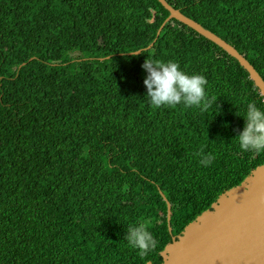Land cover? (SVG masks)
<instances>
[{
  "label": "trees",
  "instance_id": "obj_1",
  "mask_svg": "<svg viewBox=\"0 0 264 264\" xmlns=\"http://www.w3.org/2000/svg\"><path fill=\"white\" fill-rule=\"evenodd\" d=\"M164 1L264 82V0ZM167 17L157 0H0V264H160L171 238L264 164L233 139L248 101L264 109L248 74ZM145 58L203 75L218 107L150 106ZM197 151L214 156L208 167ZM138 222L157 240L144 258L123 241Z\"/></svg>",
  "mask_w": 264,
  "mask_h": 264
},
{
  "label": "water",
  "instance_id": "obj_2",
  "mask_svg": "<svg viewBox=\"0 0 264 264\" xmlns=\"http://www.w3.org/2000/svg\"><path fill=\"white\" fill-rule=\"evenodd\" d=\"M157 2L168 12L162 26L171 19L176 20L219 47L246 71L264 102V82L242 55L164 0ZM169 219L170 207L166 202L167 226ZM160 257V264H264V164L254 168L240 184L223 192L180 235L171 238Z\"/></svg>",
  "mask_w": 264,
  "mask_h": 264
},
{
  "label": "clouds",
  "instance_id": "obj_3",
  "mask_svg": "<svg viewBox=\"0 0 264 264\" xmlns=\"http://www.w3.org/2000/svg\"><path fill=\"white\" fill-rule=\"evenodd\" d=\"M141 69L145 72L142 85L148 103L153 108L174 107L196 108L205 113L211 107L215 111L218 106L206 97L207 81L201 74H188L180 69L174 60L153 61L144 59ZM213 111V114H214ZM243 126L233 138L242 152L264 153V109L255 101L246 103L242 116ZM198 163L208 167L214 156L197 151ZM123 241L144 258L157 246V240L148 230L145 223L129 224L124 232Z\"/></svg>",
  "mask_w": 264,
  "mask_h": 264
}]
</instances>
